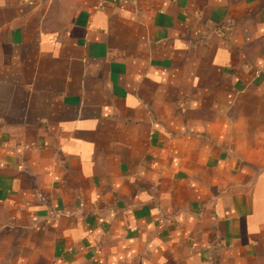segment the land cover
<instances>
[{
    "label": "crops",
    "instance_id": "crops-1",
    "mask_svg": "<svg viewBox=\"0 0 264 264\" xmlns=\"http://www.w3.org/2000/svg\"><path fill=\"white\" fill-rule=\"evenodd\" d=\"M0 264H264V0H0Z\"/></svg>",
    "mask_w": 264,
    "mask_h": 264
},
{
    "label": "built area",
    "instance_id": "built-area-1",
    "mask_svg": "<svg viewBox=\"0 0 264 264\" xmlns=\"http://www.w3.org/2000/svg\"><path fill=\"white\" fill-rule=\"evenodd\" d=\"M223 29H226V28H223ZM222 31H220V33H221Z\"/></svg>",
    "mask_w": 264,
    "mask_h": 264
}]
</instances>
